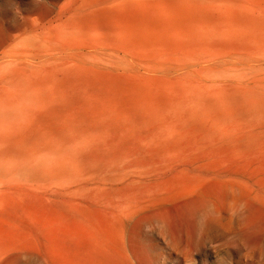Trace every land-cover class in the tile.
Masks as SVG:
<instances>
[{
  "label": "rangeland",
  "instance_id": "rangeland-1",
  "mask_svg": "<svg viewBox=\"0 0 264 264\" xmlns=\"http://www.w3.org/2000/svg\"><path fill=\"white\" fill-rule=\"evenodd\" d=\"M0 264H264V0H0Z\"/></svg>",
  "mask_w": 264,
  "mask_h": 264
}]
</instances>
